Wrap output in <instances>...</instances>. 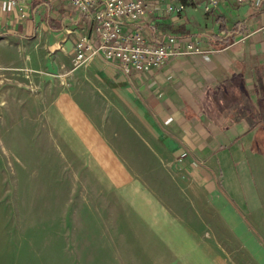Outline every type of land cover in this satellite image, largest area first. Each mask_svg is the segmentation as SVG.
<instances>
[{"label": "rangeland", "instance_id": "rangeland-1", "mask_svg": "<svg viewBox=\"0 0 264 264\" xmlns=\"http://www.w3.org/2000/svg\"><path fill=\"white\" fill-rule=\"evenodd\" d=\"M33 48L0 36V264H190L137 220L106 176L109 168L86 150L92 139L86 143L84 133L78 138L69 127L81 130L77 116L97 127L129 172L180 215L185 233L207 247V260L231 255L235 242L206 206L194 174L209 163L160 145L161 133L136 119L111 92L114 83L94 79L90 61L67 78L55 54ZM63 91L74 102L68 120L67 103L59 104ZM207 115L224 117L222 109ZM221 166L223 176L213 168L215 180L237 207L253 165L244 156ZM197 241L192 247L202 248ZM235 254L247 264L243 250Z\"/></svg>", "mask_w": 264, "mask_h": 264}, {"label": "crops", "instance_id": "crops-1", "mask_svg": "<svg viewBox=\"0 0 264 264\" xmlns=\"http://www.w3.org/2000/svg\"><path fill=\"white\" fill-rule=\"evenodd\" d=\"M202 2L177 0L185 6L181 16L155 20L152 29L194 38V45L205 53L170 58L162 68L144 74L131 71L128 75L104 58L95 57L89 62V70L95 80L114 83L111 92L133 110L136 119L147 129L161 133L160 145L173 146L190 159L209 163L195 169L194 174L206 206L216 212L235 242L231 255L219 261L207 260V247H192V239L198 240L196 246L201 239L185 233L180 215L129 172L97 127L83 116H77L81 130L72 123L69 127L78 138L84 133L86 143V139H92L86 150L99 158L103 170L109 168L106 176L137 220L174 256L190 257V264H239L235 252L243 250L247 264H264V150L257 146L260 140L264 144V0L258 4L256 0H223L218 10L207 14L201 9ZM92 28V19L77 12L69 0H32L29 17L23 20L9 0H0V36L55 54L67 78L77 72L74 46L79 38L91 37ZM152 29L144 28L149 40L153 38ZM59 98V104H68L64 115L68 120L74 113L72 96L63 91ZM220 109L224 117L207 115ZM244 156L253 168L247 175L248 184L242 185L245 195L238 197L236 207L221 192L213 168H219L223 176L221 164L230 167ZM242 206L245 212L240 211Z\"/></svg>", "mask_w": 264, "mask_h": 264}, {"label": "built area", "instance_id": "built-area-1", "mask_svg": "<svg viewBox=\"0 0 264 264\" xmlns=\"http://www.w3.org/2000/svg\"><path fill=\"white\" fill-rule=\"evenodd\" d=\"M32 0H9L19 19L29 17ZM177 0H69L79 13L92 19L91 37H81L74 46V68L102 57L124 75L141 74L162 68L170 58L205 53L194 38L162 33L152 29L155 20L179 18L185 10ZM223 0H203L204 13L218 10ZM259 0H256L258 4ZM167 17V18H165ZM144 28L152 29L148 39ZM183 153L181 157H184Z\"/></svg>", "mask_w": 264, "mask_h": 264}]
</instances>
